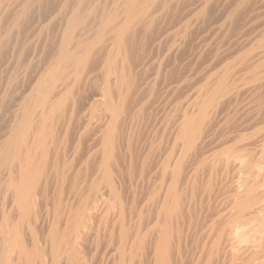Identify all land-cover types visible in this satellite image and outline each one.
<instances>
[{
	"label": "rangeland",
	"instance_id": "obj_1",
	"mask_svg": "<svg viewBox=\"0 0 264 264\" xmlns=\"http://www.w3.org/2000/svg\"><path fill=\"white\" fill-rule=\"evenodd\" d=\"M10 1L0 0V148H5L11 136L21 134L28 120L40 118L43 103L38 102L37 88L41 84L48 85L56 79L52 90L59 93L53 100L61 95L68 104L64 111L54 112L48 123L51 132L46 143L50 163L43 170L45 176L42 174L45 188L33 197L38 200L32 198L34 213L20 224L21 237L14 236L16 231L12 237L9 229L12 240L11 249H5L6 264L17 263L15 242L19 239L31 244L37 235L35 244L44 245L39 233L47 229L58 205L64 209L62 218L66 220L84 199L87 201L85 211L92 214H87L90 218L81 219L77 226L82 232L87 231L83 232L86 235L79 231L86 239L79 238L78 234L73 237V242H81L83 245L77 243V246L85 250L75 264H114L113 259L115 264H122L119 252L124 245L125 253H122L127 264H151L150 251L147 253L142 248L140 251L138 246L139 249L128 243L134 242L132 237L135 242L138 240L135 239L137 233L136 237L147 238L151 245L150 240L157 238L165 224L171 236L179 240L176 246L174 244L178 249L172 248L178 252L171 253V258L176 259L171 264H251V192L259 194V201L264 200V168L261 172L264 167L261 160L264 159V44L258 42L264 36V7H261L264 0H250L251 3L246 0H189L190 4L188 0H165L171 6L169 11L160 6L154 8L150 33L142 29L135 38L138 58L133 75L136 84L131 89L132 97L124 102L127 111L120 122L123 123L124 142L134 143L132 153L127 148L122 149L121 155L117 153L108 164L106 148L121 138L116 129L111 130L113 118L108 108L111 107L108 91L116 83L118 74L114 68L119 60H116L117 49L109 33L99 30V13L91 8L106 4L108 10L119 11L118 0H83L91 12L85 13L88 19H84L83 24L75 26L74 43L79 40L90 43V56L87 62L78 65L62 53V34L66 18L80 0H65L69 3L65 9L61 8L64 0H42L40 5L33 2L24 16H14L16 8L7 6ZM16 1L15 5L20 2ZM203 6L204 15L201 13ZM240 8L248 11L243 10L238 21L229 25L230 15L235 12L241 15ZM160 11L166 12H161V16ZM178 18L183 21L179 22ZM248 62L252 63L251 67ZM108 66L109 75L106 74ZM56 68L58 75L52 79L48 74ZM220 74L229 77L225 75L226 90L209 108L198 144L187 148L186 139L179 136L180 126L187 116L197 111L202 97L208 95L207 89L217 82ZM71 88L74 89L72 95L68 93ZM117 99L114 98V103ZM27 102L31 106L22 108ZM111 133L116 134L113 138L116 142L108 140ZM13 159L10 157L0 165V183L4 185L0 184V222L3 216L11 215L10 227L17 223L20 212L14 202L13 186L8 184L9 163L16 162L15 157ZM173 171L179 174L176 192L181 197L182 213H171L168 220H164L165 217L162 220L164 213L160 206L173 180ZM108 174L115 188L105 180ZM62 176L66 178L64 183ZM114 191L122 195L121 201ZM62 225L65 227V223ZM31 227L34 235L29 233ZM122 228L128 232L126 240L129 242L121 239ZM228 232L232 235L229 242L235 244V248L231 249L232 243L228 248L223 243ZM12 246H16L15 250ZM39 257L32 264H40L42 258ZM23 264L28 263L24 261ZM62 264L69 262L63 260Z\"/></svg>",
	"mask_w": 264,
	"mask_h": 264
},
{
	"label": "bare ground",
	"instance_id": "obj_2",
	"mask_svg": "<svg viewBox=\"0 0 264 264\" xmlns=\"http://www.w3.org/2000/svg\"><path fill=\"white\" fill-rule=\"evenodd\" d=\"M166 1L165 0H118V2H119L118 5H121V9L119 11H117L115 9L108 10L106 8L107 7L106 4H103L101 7L94 6V7L91 8V11L98 12L99 13V24H100L99 25V30H100V32L106 30V32L109 33L110 37L112 38V44L117 49V57L118 58L116 60L117 61L119 60L117 62V65L114 68V70L118 74V77L116 79V83H115V85L114 84L111 85V86H114V87H112L110 89V92L108 91V102H109L108 104L111 105V107H108V108H109V110L111 112V116L113 118L112 119L113 120L112 121L113 122L112 123L113 126L111 125V127H112L111 130L116 129V131H118V133L120 134V137L121 138H119L118 142H116L115 140H113V138H114V136L116 134H113V133L109 134V138L110 139H108V140H111L112 142L114 141L116 143L115 144H111V145L107 146V148H106V151H105L106 164L109 163V162L107 163L108 160H110V159L114 158L115 156H117V153L120 156L121 155V152H122V149H126L127 148L132 153V149H133V144L134 143L132 141H127V140H126V143L124 142V140H123V130L121 128L122 127L121 125H123V123H120V122H122L121 116L122 115H125L124 113L127 111V106L125 105L124 102L128 101L132 97V92H131L132 90L131 89L136 84L135 83L136 82V76L133 75L134 74L133 68L136 66V65H134L135 59L138 58V57H136L137 54L135 53V49H134L135 48L134 47V44L136 43L135 40H137L135 38L139 34L138 32H140V30H142V29H143L144 32L148 31L147 33H150V31L152 29V25H153L152 24V21L153 20H152V16L151 15L153 14L152 11L155 10L154 8L156 6H160L161 9H162V7L165 10L168 9L167 11L170 10L171 6H169L170 4L166 3ZM247 1L249 2L250 0H246L245 2H247ZM11 2H13V3L11 4ZM33 2H36L38 5H40L41 2H42V0H20V2L18 4H16V5H15L14 0H12V1L9 2V5L7 3V6H9V7H12L13 6V8H16L14 10L16 13L13 10H10V9H13V8H10L9 9L10 12L11 11L14 12L13 13L14 16H16L17 14H20V15L24 16L25 13L29 10V6ZM220 2H222V1H220ZM252 2H253V0H252ZM262 2H263V0H262ZM170 3H174V2L170 1ZM188 3H189V0H188ZM247 3L245 5H247ZM250 3H251V1H250ZM258 3H261V2H258ZM194 4H196V3H194ZM204 4L202 3V5H204ZM116 5H117V3H116ZM205 5L208 6L207 4H205ZM239 5H241V3ZM245 5H243V6L245 7ZM68 6H69V3L67 1L65 2V0H64V3L61 4V8L62 9H65ZM117 6H115V7H117ZM87 7H86V4L83 2V0H80L77 4H75L74 8L71 10V13L66 18V27H65V30H64L65 32L62 34V49H63L62 50V53L67 58H70V60L73 59L74 60V63H75L74 65H78V64L87 62L89 60V56H90V54L88 52L89 44L90 43H87V42L82 41V40H79V42L74 43V37H75L74 36V33L75 32L73 33V31H75L74 28H76L78 24L80 26L81 23L83 24V20L84 19H85V21H86V19H88L87 18L88 16L87 17H84L85 13L87 11H90V9L87 8ZM189 7H190V5H189ZM261 7H264V6L262 5ZM156 8H158V7H156ZM176 8H178V7H176ZM176 8H175V11L178 10ZM245 8H242V9L240 8L241 10H240L239 13L243 12V10ZM251 8L249 7V10H251ZM179 9H180V7H179ZM201 9H202V11L201 10L200 11L204 15V10H206L205 9V6H203V8H201ZM246 9H248V8H246ZM235 10H236V8H235ZM261 10H262V8H261ZM244 11L246 12L248 10H244ZM256 11H254V12H256ZM161 12H166V11H160V14L162 16V13ZM254 12H253V14H254ZM87 13H88V15L90 14L89 12H87ZM171 13H173V11ZM196 13H197V11H196ZM235 13H233V15H230V17L228 16L229 17V20H230L229 25H230V23L232 24L234 21H238L237 18L239 16L241 17L243 15L242 13H241V15H237V12H235ZM154 14H155V12H154ZM177 14H179V13H177ZM198 14L200 15V13H197V15ZM188 16H189V14H188ZM201 17H202V15H201ZM157 18L158 17H156L155 19L157 20ZM161 18H163V17H161ZM248 19H250V18H248ZM178 20H179V18H178ZM181 20H179V22ZM190 20H191V18H190ZM225 21H227V20H225ZM225 21H223V23ZM255 21H253V22H255ZM183 23L184 22H182V24ZM235 23H238V22H235ZM203 25H204V23H203ZM157 26H159V25H157ZM195 26H196V24H195ZM240 26H241V24H240ZM263 29L264 28H262V31H263ZM153 30H155V29H153ZM151 33H153V32H151ZM260 33H262V32H260ZM186 34H184V36ZM263 35H264V33H263ZM144 37H146V36H144ZM253 37H256V36H253ZM257 38H258V36H257ZM145 39H147V38H145ZM258 42L260 44H264V36L263 37L261 36V38H260V40H258ZM258 42H256V43H258ZM145 44H143V45H145ZM260 44H258V45H260ZM141 47H142V45H141ZM179 47H181V46L179 45ZM263 47H264V45H263ZM258 51H259V49H258ZM258 56H260V55L258 54ZM253 59H254V57H253ZM248 60H246V64H247V61ZM136 63H137V60H136ZM252 63L254 65L255 62L252 61ZM252 63L248 62V66L251 67V64ZM255 65H258L257 61H256V64ZM109 69H110V67L108 66L106 68V74L107 75H109L108 74L109 73ZM226 69L227 68H225V71H226ZM227 73H228V71H227ZM226 74H224V76L222 74H220L221 77L219 76V79H217V82H215V84L211 85L210 88L207 89V90H209L208 91V95L206 97L205 96L202 97V99L200 101V106L197 107L198 108L197 111L194 112V113H192V114H190L189 116H187L184 119V121H183V125L180 126V130H179L180 134H179V136H184V138L186 139V142H187V148L189 146L194 147V146H196L198 144L200 132H201V130L203 128L204 120L206 118V115H207V112H208L209 108H211L219 100V98L222 97L221 95L226 90L225 83H226L227 79H229L228 76H230V75H228L229 73L227 74L228 76ZM56 75H58L57 68L54 69V70H51L49 72V74H48V76L50 78H52V79L55 78ZM225 75L227 76L226 81H225V77H226ZM75 76H76V78H79V76H77V75H75ZM55 82H56V79L55 80H51L48 85L41 84L37 88V92L39 94L38 102L43 103L40 118L37 121L34 120L32 122H30L31 120H28V123L27 124L25 123V125H24L25 127H24L23 131L21 132V134H19L18 136L15 135V136H11L10 137V139L7 142V145H9L10 148H11L10 150L8 149V147L6 148L7 145H5V148L4 147L3 148H0V165H3V163H5L7 161V159H10V157H12V159L15 157V160H16L15 163L13 161H11V163L8 162L9 164H11L10 165L11 166L10 167L11 175H10V180H9V183L8 184L10 186H13V192L15 194V199H14L15 201L14 202H15V205L17 206V208L20 209V212L18 213V221L14 225L11 224L12 227L8 226V221H10L11 215H8V216H5V217L3 216V219H1L2 221L0 222V263L2 262L3 264H6V260H8V258H6L7 256H5V253H6L5 252L6 251L5 249H8V248L11 247V246L9 247V245L11 244V240H12L9 237V229H10V233H12V237H13L14 231H16L17 233L19 231H21L20 230V224L26 218H27L26 220H28L29 219V216L31 215L32 212L34 213V210H33V206H34L33 205V200L35 198L34 197L35 194L37 195V192L41 188H43V189L45 188L46 182L45 181L43 182V180L45 178L42 177V176L45 174V172H44L46 170V169L44 170L45 166L48 165V163H50L49 162V160H50V150H49L48 144L46 143V140H48V138H49L48 136L50 135L51 129L49 127L47 128V126H48V123L50 122V120H52V117H53L54 112H56V111H64L66 105L68 104L67 101H64L63 100L64 97H62L61 95H60L61 97L59 96L56 100H53V98L55 97V95H57L59 93V91L52 90L53 89V85H54ZM73 92H74V89H72V88L69 89V91H68V93L71 94V95L73 94ZM115 97L118 98L117 99V103H114V98ZM29 106H31V105H30V103L27 102V103H24L23 104L22 108H28ZM107 138H108V136H107ZM17 139H19V142H16ZM116 139H118V136H116ZM123 153H126V152H123ZM124 158H123V160H124ZM132 158H134V156ZM261 160L264 161V159H261ZM56 167L58 168V166H56ZM107 167H108V165H107ZM46 168H47V166H46ZM263 168L264 167H262V171L261 172H263ZM55 170H56V168H55ZM43 172H44V174H43ZM171 178H173V180L171 182V185H170L169 189L166 191L165 195L163 196L162 204L160 206L161 207V211L164 213L163 214L164 216L161 215L163 217L162 220L164 219V217H165L164 220H168L166 218H168L171 213H175L176 212V215H177V211H180L182 213V211H181L182 208H180L181 207V204H180L181 203L180 202L181 201V197L176 192V191H178L176 189V181H177V179H179L178 172L173 171V173L171 174ZM65 179H66L65 176H62L61 177V182L64 183ZM110 179H111V177H110L109 174L105 176V180L109 184H112L113 187L115 188L116 186L114 185L113 181H110ZM118 182H120L119 179H118ZM0 184H1V186H4L2 183H0ZM95 184H93V187H95ZM40 193H42V189H41V192ZM40 193L38 192V194H40ZM251 193H252L251 194V205L253 204V206H251V215H250L251 216L250 217L251 218L250 219L251 220V259L250 260H251V264H264V200L262 199L261 201H259L258 200V199H260V198H258V195L259 194L256 195V194H253V192H251ZM114 194H115V196H117V198L120 201L122 200L121 199L122 198V195L120 193L117 194L114 191ZM32 198H33V200H32ZM95 198L96 197H94V199ZM123 199H124V197H123ZM35 200H38V199H35ZM119 200H117V201L120 202ZM261 202H263V203H261ZM40 204H41V200H40ZM86 205H87L86 199L82 200L80 202V205L77 207L76 211L74 213L70 212L71 214L69 213V215H70L69 218H68V216H69L68 213H66L68 215L67 218H66V220L64 219L65 217L62 218V216L64 215V209L61 206L58 205L56 207V209H55V213H54V216L52 218V221L51 220L48 221L49 225H47L48 226L47 229L46 230H43L44 229L43 228L42 229L43 233L42 232L39 233L41 235V238H42L41 241L44 240L43 241L44 245L43 246L41 245V247H39V246H37L35 244V241L37 240L35 237H37V235L34 237L35 241H34V239H32V242L33 241L34 242L31 243V244H27V243L25 244L23 242H20L21 241L20 239L19 240L17 239L18 241L15 242V245L17 246V248H16V246H12L13 248L15 247L16 250H17L18 258H17V263L16 264H23L24 261H26L28 264H32L36 260V258L39 257V256H40L39 259L42 258V261H39L40 264H62L63 260L64 261L66 260L67 262H69V264H71V263H73V264L79 263L78 262V261H80L79 258L81 257V254L83 255V253H84L85 250L82 251L83 250L82 249V246L80 247L81 249L79 248V246H77V243H79L78 241H77V243L73 242V237L76 236L77 234L79 235V233L82 232L81 229L78 228L77 226H78L79 222L81 221V219L82 220L85 219V217L88 214L87 213L88 210L85 211ZM245 205H246L245 203L242 204L243 209H245V207H246ZM101 206H100V208H101ZM93 208H95V207H93ZM100 208L98 210H100ZM105 208H107V207H105ZM179 208H180V210H179ZM92 211L94 213V210H92ZM259 212L262 213V216L261 217L258 216V213ZM91 214H92V212L89 211V214L88 215L90 216ZM94 215L95 214H93L92 216H94ZM89 216H87V217H89ZM122 216H124V215H122ZM240 216H241V214H240ZM114 218H116V217H114ZM248 218H249V216H248ZM35 219H34V221H35ZM62 219L65 220V221H62ZM126 219L128 220V218H126ZM123 220L124 219H122V222H121L122 225H123ZM10 222H13V220H11ZM129 222H130V220H129ZM247 222H249V221H247ZM63 223H65V227L62 225ZM257 224H258V227H254V226H257ZM85 225H84V227H85ZM165 225L164 226L161 225L162 227L160 226L161 227V230L159 231L157 238H155L154 240H150L149 239L151 245H148L147 238H141L142 236L140 238H139V236L136 237L137 233L135 235V239L138 238V240H136V242H135V240H133L134 237H132V241H134L135 243L134 242H131L132 244H130V242L126 240V237H127V233L128 232L126 231V229L124 230V228L121 229L122 231L119 229L120 232L122 233V234H120V236L122 235L121 236V239L124 240V241L126 240L127 242H129L128 243L129 245L134 246V244H135V247L136 248L138 246L140 249L139 248H137V249H139L140 251H141V248L142 249H146V252L147 253L150 251L152 253V257H153V260H152L153 263H151V264H171V261L173 259H175V258L172 259L171 257L173 256L174 252L175 253L178 252V251H175L176 249H178V247H175V246H176V244H178V241L179 240L177 239L178 240L177 241L175 239V237H172L171 236V234L169 233L168 228ZM62 226L64 228H62ZM132 226H133V223H132ZM132 226H131V228H132ZM138 227H139V225H138ZM169 227H170V225H169ZM34 229H36V230H34ZM34 229L32 227H31L30 230L28 229L29 230V233H31L30 235L33 234V230L34 231H37V228H35V226H34ZM136 229H137V227H136ZM231 230L233 231L234 229H231ZM232 231H231V233H232ZM83 232L87 233V231H85V230ZM136 232H137V230H136ZM85 233H83V234H85ZM16 234L14 235L15 237L18 236L20 233H18L17 235ZM34 234H35V232H34ZM233 234H234V232H233ZM80 235L78 237L79 238H83L84 235L83 236H80ZM229 235H230V233L227 234V236L225 238H223V243L227 244V248H228V245L230 247L231 246V243H232V242L231 243L229 242L232 235L231 236H229ZM87 236H88V234H87ZM117 236H118V234H117ZM31 237H33V236H31ZM84 238L86 239V236ZM74 239H76V238H74ZM78 239H76V240H78ZM127 239H128V237H127ZM15 240L16 239H14L13 241H15ZM79 240H81V239H79ZM122 240H121V242H122ZM234 240H236V239H233L232 241H234ZM151 241H153V242L151 243ZM82 242H83V240H82ZM175 242H177V243H175ZM80 243H79V245H80ZM12 244H14V242H12ZM174 244H175V246H174ZM233 245L235 246V244L232 243V246ZM44 246H48V248L46 249ZM173 246L175 248L174 251H172L173 250L172 249ZM232 246H231V249L232 248H235L234 246L233 247ZM124 247H125V245H124ZM124 247H123V249H125ZM15 248L12 249V250H15ZM136 248H134V249L137 250ZM119 249H122V245H121V248H119ZM123 249H122V251H123ZM7 251H9V250H7ZM122 251H120L121 253L119 252V256H120L119 260H120V262L122 264H125L126 263L125 260H124L125 258L123 257L124 256L123 254L125 252L123 251L124 253H122ZM151 253H150V255H151ZM171 253H173V254L171 255ZM117 255H116V257H117ZM148 256L146 255L147 258H149ZM179 258H180V256H179ZM117 259H118V257H117ZM132 259H134V258H132ZM119 260H118V263H120ZM113 261H114V264L117 263L114 259H113ZM174 261H176V259Z\"/></svg>",
	"mask_w": 264,
	"mask_h": 264
}]
</instances>
